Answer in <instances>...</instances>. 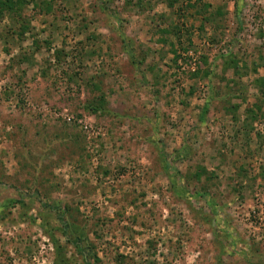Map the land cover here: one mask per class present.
<instances>
[{
  "label": "rangeland",
  "instance_id": "obj_1",
  "mask_svg": "<svg viewBox=\"0 0 264 264\" xmlns=\"http://www.w3.org/2000/svg\"><path fill=\"white\" fill-rule=\"evenodd\" d=\"M5 1L0 264H264V0Z\"/></svg>",
  "mask_w": 264,
  "mask_h": 264
},
{
  "label": "trees",
  "instance_id": "obj_2",
  "mask_svg": "<svg viewBox=\"0 0 264 264\" xmlns=\"http://www.w3.org/2000/svg\"><path fill=\"white\" fill-rule=\"evenodd\" d=\"M5 2H6V3L3 4V6H6V5H8L9 3H11V0H7V1H5ZM54 210H55V211H59L58 208H57V209H54ZM61 221H62V223L64 224V226L66 227V228H65V231H64V235H65V236H68V235H69V232L67 231V229L70 230V229H69V226H67V224H65V222L63 221V218H61ZM82 242H83V240H82L81 238H79V237H76L73 241H70V239L68 240V243H70L72 246H74V247L78 250L79 253L83 254V256H84V258H85V264H90L89 262H87V256H85V254L82 253V252H83V251H82V248H81V246L83 245ZM55 247H56V249L59 248L57 242H55Z\"/></svg>",
  "mask_w": 264,
  "mask_h": 264
}]
</instances>
